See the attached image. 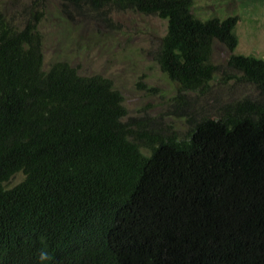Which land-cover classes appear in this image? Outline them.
<instances>
[{
    "label": "trees",
    "instance_id": "16d2710c",
    "mask_svg": "<svg viewBox=\"0 0 264 264\" xmlns=\"http://www.w3.org/2000/svg\"><path fill=\"white\" fill-rule=\"evenodd\" d=\"M167 20L156 51L177 100L219 73L253 85L190 128L129 117L102 74L44 67L36 20L0 8V264H264V57L236 53L239 15L201 19L195 0H62ZM186 103V101H184ZM23 179L8 187L17 173Z\"/></svg>",
    "mask_w": 264,
    "mask_h": 264
},
{
    "label": "rangeland",
    "instance_id": "374dc122",
    "mask_svg": "<svg viewBox=\"0 0 264 264\" xmlns=\"http://www.w3.org/2000/svg\"><path fill=\"white\" fill-rule=\"evenodd\" d=\"M0 8L18 27L30 18L36 20L43 34L45 68L66 60L81 74L110 78L123 96L126 119L145 116L157 127L184 136L191 116H214L218 106L226 102L257 97L253 85L235 80L220 84L219 73L224 71L230 51L215 40L211 60L221 66L220 72L203 94L190 92L177 100V85L156 60L167 32V20L158 15L116 8L101 14L86 4L76 7L62 0H0ZM192 11L203 20L239 15L235 52L264 57V0H195ZM21 179L20 172L6 185L11 187Z\"/></svg>",
    "mask_w": 264,
    "mask_h": 264
},
{
    "label": "clouds",
    "instance_id": "9594fccd",
    "mask_svg": "<svg viewBox=\"0 0 264 264\" xmlns=\"http://www.w3.org/2000/svg\"><path fill=\"white\" fill-rule=\"evenodd\" d=\"M39 260L41 261V264H43L44 261H47L49 259V253L45 248H41L39 250Z\"/></svg>",
    "mask_w": 264,
    "mask_h": 264
}]
</instances>
